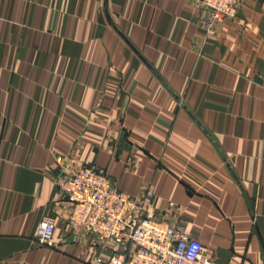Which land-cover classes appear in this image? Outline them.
I'll use <instances>...</instances> for the list:
<instances>
[{"label":"crops","instance_id":"obj_1","mask_svg":"<svg viewBox=\"0 0 264 264\" xmlns=\"http://www.w3.org/2000/svg\"><path fill=\"white\" fill-rule=\"evenodd\" d=\"M204 14L199 0H0V264L108 257L56 184L80 164L216 264H264V0L213 36Z\"/></svg>","mask_w":264,"mask_h":264},{"label":"built area","instance_id":"obj_2","mask_svg":"<svg viewBox=\"0 0 264 264\" xmlns=\"http://www.w3.org/2000/svg\"><path fill=\"white\" fill-rule=\"evenodd\" d=\"M199 1L205 10L200 23L207 36L215 35L219 20L233 18L242 2ZM56 184L72 204L69 219L74 227H81L79 239L109 252L107 258L98 259L99 264H216L214 253L198 238L180 224L147 215L100 169L83 164L72 170L61 167ZM173 206L170 202L168 208ZM54 230V217L43 214L35 241L49 244Z\"/></svg>","mask_w":264,"mask_h":264}]
</instances>
